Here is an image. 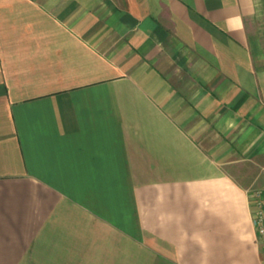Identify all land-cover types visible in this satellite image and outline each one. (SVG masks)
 Returning a JSON list of instances; mask_svg holds the SVG:
<instances>
[{
    "label": "crops",
    "instance_id": "crops-1",
    "mask_svg": "<svg viewBox=\"0 0 264 264\" xmlns=\"http://www.w3.org/2000/svg\"><path fill=\"white\" fill-rule=\"evenodd\" d=\"M264 0H0V264H264Z\"/></svg>",
    "mask_w": 264,
    "mask_h": 264
},
{
    "label": "built area",
    "instance_id": "built-area-1",
    "mask_svg": "<svg viewBox=\"0 0 264 264\" xmlns=\"http://www.w3.org/2000/svg\"><path fill=\"white\" fill-rule=\"evenodd\" d=\"M249 204L257 245L264 254V187L249 190Z\"/></svg>",
    "mask_w": 264,
    "mask_h": 264
}]
</instances>
